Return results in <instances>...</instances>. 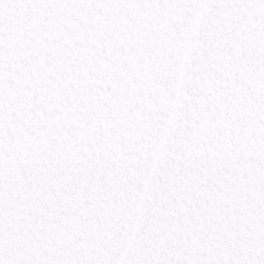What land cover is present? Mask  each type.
I'll return each instance as SVG.
<instances>
[{
  "label": "snow or ice",
  "instance_id": "snow-or-ice-1",
  "mask_svg": "<svg viewBox=\"0 0 264 264\" xmlns=\"http://www.w3.org/2000/svg\"><path fill=\"white\" fill-rule=\"evenodd\" d=\"M0 264H264V0H0Z\"/></svg>",
  "mask_w": 264,
  "mask_h": 264
}]
</instances>
